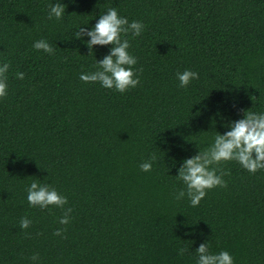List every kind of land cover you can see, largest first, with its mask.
I'll return each instance as SVG.
<instances>
[{
    "label": "trees",
    "instance_id": "trees-1",
    "mask_svg": "<svg viewBox=\"0 0 264 264\" xmlns=\"http://www.w3.org/2000/svg\"><path fill=\"white\" fill-rule=\"evenodd\" d=\"M57 2L66 12L49 19ZM109 8L145 26L122 37L139 77L123 93L80 79L111 45L90 53L75 33ZM40 39L52 54L33 47ZM0 61L10 64L0 98V264H196L205 242L235 264H264V169L221 162L225 186L197 206L176 199L185 188L178 168L196 145L208 147L243 110L264 111V0H0ZM185 69L199 78L180 87ZM33 180L68 203L30 206Z\"/></svg>",
    "mask_w": 264,
    "mask_h": 264
},
{
    "label": "clouds",
    "instance_id": "clouds-1",
    "mask_svg": "<svg viewBox=\"0 0 264 264\" xmlns=\"http://www.w3.org/2000/svg\"><path fill=\"white\" fill-rule=\"evenodd\" d=\"M66 8L62 3H54L49 6V19L55 17L62 19ZM80 26L75 33V39L86 44L90 53L95 51V46L111 47L102 59L96 58L97 70L92 72H82L80 79L85 82H99L101 87L115 89L118 92H125L129 88H134L139 84V77L135 74L134 66L137 64L135 55L129 52L130 41L126 37L131 32L133 37L141 35L144 24L133 20L131 23L127 17L121 16L116 8H109L99 15L94 25ZM85 37H88L85 39ZM33 47L43 50L49 54L54 49L46 39L34 42ZM10 64L0 61V98L8 93L7 73ZM17 78L23 79L24 74L18 72ZM176 78L180 87H187L194 79L199 78V74L190 69L177 72ZM243 116L226 123V130L221 133L216 132L212 142L206 148H199L195 155L185 158L178 168V178L185 186L176 195V199L187 196L192 206H197L202 198L206 196V190L216 186H225L223 176L227 173L218 166L224 161H236L250 173H255L264 169V111L252 112L243 110ZM158 159L156 154H152L149 159L143 161L139 167L142 171L148 172L152 169L153 163ZM27 201L30 206L48 208L55 205L63 208L68 203V198L61 194L51 184L41 183L33 180L26 188ZM67 209L59 219V223L67 225L69 223V213ZM32 223L27 217L21 218L20 227L27 229ZM63 229H58L56 234L60 235ZM181 249V254L183 253ZM196 264H235L234 257L228 250L219 252L209 251L207 242L201 243L196 248ZM31 259L38 260V255L34 254Z\"/></svg>",
    "mask_w": 264,
    "mask_h": 264
}]
</instances>
